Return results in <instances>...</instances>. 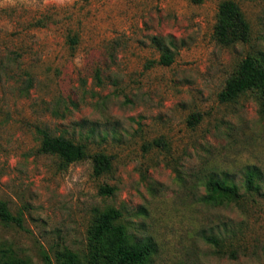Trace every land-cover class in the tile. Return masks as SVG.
<instances>
[{
    "label": "rangeland",
    "instance_id": "rangeland-1",
    "mask_svg": "<svg viewBox=\"0 0 264 264\" xmlns=\"http://www.w3.org/2000/svg\"><path fill=\"white\" fill-rule=\"evenodd\" d=\"M220 1L0 0V200L20 216L0 221V247L30 264H66V248L103 264L89 227L114 207L153 264H264V175L245 184L264 173L263 101L218 96L242 58L264 67V0H235L250 34L230 45L213 38ZM40 128L110 155L111 171L39 152ZM211 177L234 183L231 201L202 200Z\"/></svg>",
    "mask_w": 264,
    "mask_h": 264
},
{
    "label": "trees",
    "instance_id": "trees-1",
    "mask_svg": "<svg viewBox=\"0 0 264 264\" xmlns=\"http://www.w3.org/2000/svg\"><path fill=\"white\" fill-rule=\"evenodd\" d=\"M193 3H201L203 0H189ZM250 34V24L246 19L241 7L235 0H221L217 6L216 20L213 26V38L222 45L234 44L238 41H246ZM70 41L74 44L76 36ZM161 55L158 60L161 64H170L173 60V51L165 44L161 45ZM258 91L264 105V67L256 62L251 56L241 59L233 76L229 77L219 92L221 101L233 99L237 94L247 91ZM198 114H192L190 119L198 121ZM40 144L38 151L56 155L61 163L66 166L75 161L87 158L91 159L93 174L99 176L108 173L112 169L111 156L104 152L89 154L84 143L75 142L63 135H53L47 129H38ZM162 144L159 140L153 142ZM165 146V142L163 141ZM245 172V184L248 189L252 188L255 179L263 176L255 167ZM262 174V175H261ZM206 193L202 200L208 204L218 205L224 201H231L236 195L234 183L229 184L225 179L208 178L205 182ZM114 188L104 185L99 188L101 194H112ZM121 212L109 207L105 210L95 209L94 222L89 227L90 249L94 255H99L103 264H153L151 257L155 252L154 245L150 242H142L132 238L127 228L118 223ZM0 221L20 223V216H13L6 205L0 200ZM206 240L219 247V240L214 236L206 237ZM11 246L0 247V264H30L27 257H21ZM66 264H75L77 254L66 248L60 253Z\"/></svg>",
    "mask_w": 264,
    "mask_h": 264
}]
</instances>
